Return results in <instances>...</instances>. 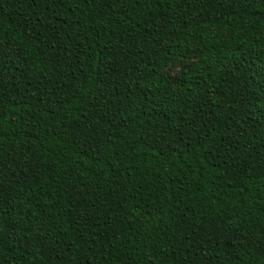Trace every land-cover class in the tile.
Instances as JSON below:
<instances>
[{
    "label": "trees",
    "instance_id": "trees-1",
    "mask_svg": "<svg viewBox=\"0 0 264 264\" xmlns=\"http://www.w3.org/2000/svg\"><path fill=\"white\" fill-rule=\"evenodd\" d=\"M0 264H264V0H0Z\"/></svg>",
    "mask_w": 264,
    "mask_h": 264
}]
</instances>
